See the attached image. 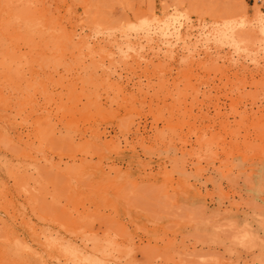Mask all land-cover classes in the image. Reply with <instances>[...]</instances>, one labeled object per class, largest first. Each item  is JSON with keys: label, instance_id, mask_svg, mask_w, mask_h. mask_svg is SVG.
I'll list each match as a JSON object with an SVG mask.
<instances>
[{"label": "rangeland", "instance_id": "rangeland-1", "mask_svg": "<svg viewBox=\"0 0 264 264\" xmlns=\"http://www.w3.org/2000/svg\"><path fill=\"white\" fill-rule=\"evenodd\" d=\"M259 14L0 0V264H264Z\"/></svg>", "mask_w": 264, "mask_h": 264}, {"label": "bare ground", "instance_id": "bare-ground-1", "mask_svg": "<svg viewBox=\"0 0 264 264\" xmlns=\"http://www.w3.org/2000/svg\"><path fill=\"white\" fill-rule=\"evenodd\" d=\"M257 20H258V23L260 24V32L262 34H264V15L259 14L257 16ZM175 22H176V18H174L173 21H171V24L165 23V26L160 28L159 34L162 37V39L164 40L165 45H167V48H169V46H171L173 44V41H171L173 38L175 40H178L181 38V25H176ZM233 38H234V36H233ZM236 43H238V41ZM11 68L12 67H4V69H3L4 74L9 73Z\"/></svg>", "mask_w": 264, "mask_h": 264}]
</instances>
